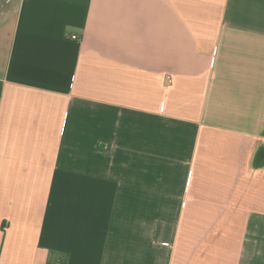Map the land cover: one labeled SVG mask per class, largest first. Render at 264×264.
<instances>
[{"label": "crops", "instance_id": "crops-1", "mask_svg": "<svg viewBox=\"0 0 264 264\" xmlns=\"http://www.w3.org/2000/svg\"><path fill=\"white\" fill-rule=\"evenodd\" d=\"M59 263L264 264V0H0V264Z\"/></svg>", "mask_w": 264, "mask_h": 264}, {"label": "built area", "instance_id": "built-area-1", "mask_svg": "<svg viewBox=\"0 0 264 264\" xmlns=\"http://www.w3.org/2000/svg\"><path fill=\"white\" fill-rule=\"evenodd\" d=\"M75 39V37H73ZM60 264V263H59Z\"/></svg>", "mask_w": 264, "mask_h": 264}]
</instances>
